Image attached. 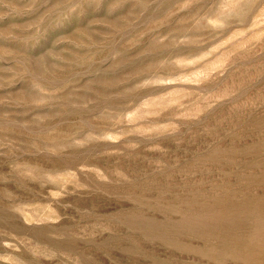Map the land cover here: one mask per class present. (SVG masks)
I'll return each mask as SVG.
<instances>
[{
    "label": "rangeland",
    "instance_id": "374dc122",
    "mask_svg": "<svg viewBox=\"0 0 264 264\" xmlns=\"http://www.w3.org/2000/svg\"><path fill=\"white\" fill-rule=\"evenodd\" d=\"M263 231L264 0H0V264H264Z\"/></svg>",
    "mask_w": 264,
    "mask_h": 264
},
{
    "label": "bare ground",
    "instance_id": "6f19581e",
    "mask_svg": "<svg viewBox=\"0 0 264 264\" xmlns=\"http://www.w3.org/2000/svg\"><path fill=\"white\" fill-rule=\"evenodd\" d=\"M237 158H238V157H237ZM221 167H222V166H221ZM207 168H208V167H207ZM255 169H256V168H255ZM255 169H254V170H255ZM244 172H245V171H244ZM188 173H189V172H188ZM193 176H194V175H193ZM206 176H207V175H206ZM210 176H211V175H210ZM195 177H196V176H195ZM186 178H187V177H186ZM186 180H187V179H186ZM195 180H196V179H195ZM216 180H217V179H216ZM244 181H245V180H244ZM246 181H247V180H246ZM194 182H195V181H194ZM261 183H262V182H261ZM241 184H243V183H241ZM239 185H240V184H239ZM260 185H261V184H260ZM252 186H253V185H252ZM262 186H263V185H262ZM262 186H261V187H262ZM253 187H254V186H253ZM257 187H258V185H257ZM259 187H260V186H259ZM246 188H247V187H246ZM174 189H175V188H174ZM212 190H213V189H212ZM242 190H244V189H242ZM220 191H221V190H220ZM245 191H246V190H245ZM251 191H252V190H251ZM256 191H257V190H256ZM259 191H260V190H259ZM259 191H257V193H258ZM216 192H217V191H216ZM248 192H249V191H248ZM255 193H256V192H255ZM244 194H245V193H244ZM247 194H248V193H247ZM250 194H251V192H250ZM236 195H237V194H236ZM212 202H213V201H212ZM193 206H194V205H193ZM207 207H208V206H207ZM209 207H210V206H209ZM253 207H254V206H253ZM211 208H212V207H211ZM213 208H214V207H213ZM249 208H250V207H249ZM251 208H252V207H251ZM214 210H215V209H214ZM189 211H190V210H189ZM192 211H193V210H192ZM260 211H261V210H260ZM195 212H196V211H195ZM200 212H201V211H200ZM204 213H205V212H204ZM208 213H209V212H208ZM211 213H212V212H211ZM222 213H223V212H222ZM239 213H240V212H239ZM217 214H218V213H217ZM251 214H252V213H251ZM168 215H169V214H168ZM182 215H183V214H182ZM201 215H202V214H201ZM201 215H200V216H201ZM220 215H222V214H220ZM220 215H219V216H220ZM226 215H227V214H226ZM169 216H171V215H169ZM213 216H214V215H213ZM219 216H218V217H219ZM223 216H225V215H223ZM238 216H239V215H238ZM218 217H217V218H218ZM234 217H235V216H234ZM236 217H237V216H236ZM188 218H189V217H188ZM230 218H231V217H230ZM175 219H176V218H175ZM240 220H241V219H240ZM195 221H196V220H195ZM230 221H231V220H230ZM148 222H149V220H148ZM160 222H161V221H160ZM164 222H165V221H164ZM220 222H221V221H220ZM142 223H143V222H142ZM170 223H171V222H170ZM174 223H175V222H174ZM208 223H209V222H208ZM166 224H167V223H166ZM210 224H211V223H210ZM188 225H189V224H188ZM146 226H147V225H146ZM228 226H229V225H228ZM231 227H232V226H231ZM261 227H262V226H261ZM157 228H158V227H157ZM169 228H170V227H169ZM175 228H176V227H175ZM179 228H180V227H179ZM195 228H196V227H195ZM227 228H228V227H227ZM159 229H162V228H159ZM172 229H173V228H172ZM162 231H164V230H162ZM228 231H229V230H228ZM259 231H260V230H259ZM192 232H193V231H192ZM196 232H197V231H196ZM197 233H198V232H197ZM259 233H260V232H259ZM263 233H264V231H263ZM163 234H164V233H163ZM171 234H172V233H171ZM171 234H170V235H171ZM180 234H181V233H180ZM183 234H184V233H183ZM189 234H190V233H189ZM189 234H187V235H189ZM254 234H255V232H252L251 236L253 237ZM261 234H262V233H261ZM257 235H258V234H257ZM167 236H168V235H167ZM193 236H194V235H193ZM158 237H159V236H158ZM172 237H173V236H172ZM177 237H178V236H177ZM258 237H259V236H258ZM183 238L185 239V237H183ZM224 238H225V237H224ZM226 238H227V237H226ZM186 240H187V239H186ZM190 240H191V239H190ZM193 240H194V239H193ZM213 240H215V239H213ZM187 241H188V240H187ZM192 242H193V241H192ZM199 243H200V241H199ZM169 244H170V242H169ZM189 244H190V243H189ZM176 245H178V244H176ZM192 245H193V244H192ZM142 246H143V245H142ZM183 249H184V248H183ZM217 249H218V248H217ZM189 250H190V249H189ZM195 251H196V250H195ZM219 251H220V250H219ZM219 251H218V252H219ZM184 252H185V251H184ZM184 252H183V253H184ZM170 253H171V252H170ZM225 253H226V252H225ZM177 254H178V253H177ZM181 254H182V253H181ZM181 254H180V255H181ZM177 256H179V255H177ZM187 256H188V254H187ZM195 256H196V255H195ZM180 257H181V256H180ZM203 257H204V256H203ZM207 257H208V256H207ZM181 258H182V257H181ZM198 258H199V257H198ZM169 260H170V259H169ZM198 260H199V259H198ZM224 260H225V259H224ZM173 261H174V259H173ZM176 261H178V260H176ZM176 261H174V262H176ZM200 261H201V260H200ZM220 261H221V260H220ZM162 262H163V261H162ZM167 262H168V261H167ZM174 262H173V263H174ZM183 262H184V261H183ZM231 262H233V261H231ZM231 262H230V263H231ZM178 263H179V262H178ZM186 263H187V262H186ZM189 263H190V262H189ZM208 263H209V262H208ZM210 263H211V262H210ZM174 264H175V263H174ZM193 264H195V263H193ZM220 264H221V263H220ZM227 264H228V261H227ZM237 264H238V263H237Z\"/></svg>",
    "mask_w": 264,
    "mask_h": 264
}]
</instances>
